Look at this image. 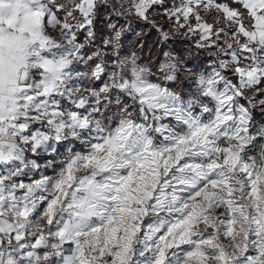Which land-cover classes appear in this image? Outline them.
Listing matches in <instances>:
<instances>
[{
  "label": "snow or ice",
  "instance_id": "6c2138e0",
  "mask_svg": "<svg viewBox=\"0 0 264 264\" xmlns=\"http://www.w3.org/2000/svg\"><path fill=\"white\" fill-rule=\"evenodd\" d=\"M108 6L0 0V264H264V0L111 5L211 50L188 95L95 46Z\"/></svg>",
  "mask_w": 264,
  "mask_h": 264
},
{
  "label": "trees",
  "instance_id": "16d2710c",
  "mask_svg": "<svg viewBox=\"0 0 264 264\" xmlns=\"http://www.w3.org/2000/svg\"><path fill=\"white\" fill-rule=\"evenodd\" d=\"M102 12L103 9H101L96 20L95 40L101 39V37L105 35H111V30L108 29L102 21ZM118 23L125 25L126 21L121 18L118 20ZM166 25L167 24H165V27ZM120 45L119 50L122 56L128 58L131 55H135L137 62L141 66L150 67L153 72H156L159 65L165 61L166 58L164 54L168 51H173L180 64L178 65L177 72L178 80L169 86L173 90L185 95L195 90L192 83L193 79L188 76V72L190 71L196 74L201 70H210L212 56L207 49L197 48L194 43V38L173 36L169 37L167 41L162 42L159 33L144 22L133 23V30H131L130 33H124ZM103 48L104 47H101V49ZM106 59L111 61L115 59V57L109 54ZM186 68H188V70H186ZM152 79L155 81L156 76H153ZM255 118L257 123L264 120V116H262L259 109L255 110Z\"/></svg>",
  "mask_w": 264,
  "mask_h": 264
},
{
  "label": "rangeland",
  "instance_id": "374dc122",
  "mask_svg": "<svg viewBox=\"0 0 264 264\" xmlns=\"http://www.w3.org/2000/svg\"><path fill=\"white\" fill-rule=\"evenodd\" d=\"M115 3H116V0H109V6L106 7V8H102V9H103V12H102L101 18H102V21L104 22V25H105L108 29H110V27H109V24H110V23H115V24L117 25L118 28H121V27L123 28V32H122V34L124 35V33H125V34H126V33H130V31L133 30V23H135V22H143V21H141V20L136 19L135 17H119V16L114 15L113 12H112L111 5H113V4H115ZM121 18L124 19V20L126 21L125 25H121V24L118 23V20L121 19ZM160 23L163 24L164 21L161 20ZM110 30H111V32H112V29H110ZM155 30H156V29H155ZM164 31H166V32L169 33V37H173V36H180L181 38L186 37V36H184V35H181L180 32H173V31H172L167 25H166V27H165V24H164ZM180 31L182 32L183 30H180ZM52 34L55 35V32H53ZM159 35H160V34H159ZM107 38H109V35H105V36L101 37V39H97L98 41L95 40V46L98 47V48L104 47L103 41H104L105 39H107ZM79 39L81 40V42H83V40H84L83 35H81V36L79 37ZM120 39H121V38H120ZM160 40H161V37H160ZM161 41H162V40H161ZM162 42H164V41H162ZM120 46H121V45H120ZM202 49H204V48H202ZM93 50H94L93 48H88V49H86V51H89V52H90V51H93ZM207 50H208V52H209V53L211 54V56H212V60H211V62H210V65H211L212 62L214 61L215 57L212 55L211 50H209V49H207ZM167 53L170 55V57L173 59V61H175L178 65L180 64V62L177 61L176 54L173 53V51H168ZM119 55H120L121 58H127V57H125V56H122V53L120 52V50H119ZM132 56H133V55H131L130 57H132ZM130 57H128V58H130ZM81 69H83V67H82ZM186 70H188V68H186ZM202 72H206V71L201 70V71L197 72L196 74L193 73V72H190V71H189V72H188V76L194 80V79L196 78V76H197L199 73H202ZM87 83H88V82L85 80V81H84V84L87 85ZM97 86H98V85H97ZM64 151H65V150H64L63 148L60 149V153H61V155L64 154ZM58 167H59V166H57V168H58ZM47 171H48V173H47ZM44 174H45V175H48V176H54V175L56 174V172H55L53 169H47V170L45 171Z\"/></svg>",
  "mask_w": 264,
  "mask_h": 264
},
{
  "label": "built area",
  "instance_id": "2783aa9c",
  "mask_svg": "<svg viewBox=\"0 0 264 264\" xmlns=\"http://www.w3.org/2000/svg\"><path fill=\"white\" fill-rule=\"evenodd\" d=\"M164 24V23H163ZM79 68H82L83 66L81 65V66H78Z\"/></svg>",
  "mask_w": 264,
  "mask_h": 264
},
{
  "label": "flooded vegetation",
  "instance_id": "af4514ba",
  "mask_svg": "<svg viewBox=\"0 0 264 264\" xmlns=\"http://www.w3.org/2000/svg\"><path fill=\"white\" fill-rule=\"evenodd\" d=\"M122 36H123V34L121 35V38H122ZM120 41H121V39H120Z\"/></svg>",
  "mask_w": 264,
  "mask_h": 264
}]
</instances>
